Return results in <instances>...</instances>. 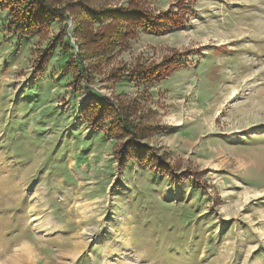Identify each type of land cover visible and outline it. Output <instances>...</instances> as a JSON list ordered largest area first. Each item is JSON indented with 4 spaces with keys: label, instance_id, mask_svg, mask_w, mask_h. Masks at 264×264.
<instances>
[{
    "label": "rangeland",
    "instance_id": "1",
    "mask_svg": "<svg viewBox=\"0 0 264 264\" xmlns=\"http://www.w3.org/2000/svg\"><path fill=\"white\" fill-rule=\"evenodd\" d=\"M69 3L127 33L79 58L75 10L24 35L0 3V264H264V0Z\"/></svg>",
    "mask_w": 264,
    "mask_h": 264
},
{
    "label": "trees",
    "instance_id": "2",
    "mask_svg": "<svg viewBox=\"0 0 264 264\" xmlns=\"http://www.w3.org/2000/svg\"><path fill=\"white\" fill-rule=\"evenodd\" d=\"M56 0H0V3L8 9L11 20L9 22V29L15 30L19 34L29 35L32 33L33 30L44 28L48 25L49 18H54L57 21H62L66 18V13L69 11H76L77 14L80 15V21L77 23V31L80 35L81 41L78 44L79 47V58L84 57L88 54V57H92L95 54H102L106 49H110L112 45L118 43L122 37L127 33L124 28L123 20L125 21L126 14L129 12H117L118 14H112L111 15V22L109 21L107 24H105L104 28L97 31H92L88 29V23L86 21L87 15H89L90 20H94L98 23L101 22L103 14L106 12L109 13L110 10H106L105 12L98 11L94 12L92 9L89 11L84 9L88 7L85 4L80 5L77 8L71 7L70 3L67 5H64L62 7H57L55 5ZM84 10V11H82ZM190 11H192V8H190ZM87 13V14H86ZM141 11H136L133 16L131 17H137L136 19L138 21H141V26L144 30H153L155 32H163L166 29L163 28L165 25L166 27H175L179 23H181V20H178V16L172 18V14L163 13L161 15H157L154 19H143L139 14ZM97 14V15H95ZM99 14V15H98ZM104 14V15H105ZM102 15V16H101ZM101 16V17H100ZM115 16H120L119 20H115ZM162 16V17H160ZM171 17V18H170ZM114 18V19H113ZM135 19V18H134ZM115 20L116 23H113L112 21ZM175 22V23H174ZM65 48L67 47L64 45ZM75 52L71 54L72 60L71 62H74L75 66H79L81 69V60L75 56ZM181 59H183L182 54H175V56L171 57L170 59L167 58L166 61L168 63H164L161 67L164 68V71H166L164 74L171 72L172 70L179 68L181 66ZM177 64H179L177 66ZM163 74V75H164ZM135 75H140V73H135ZM160 68L156 70L155 73L150 75L151 78L153 77H163ZM125 76V75H124ZM130 75L126 76L129 77ZM97 102H100L102 104H109L106 102V97L101 96L95 98ZM128 104H122L119 106V104H114L113 109L116 114H118L119 118L118 121L120 122L119 127L121 129H126L127 127H130V117L134 116V119L136 121L138 117L136 114L139 112L138 102L136 100H130ZM112 105V104H109ZM97 104L93 106H88V108L91 110L90 112L94 113L95 108ZM88 109V110H89ZM97 110H100V106H97ZM136 112V113H135ZM95 114H98L95 112ZM129 121V122H128ZM136 123V122H135ZM133 127L135 128V125L133 122H131ZM147 127L144 126L142 130L146 129ZM139 148V146H137ZM138 157V156H137ZM130 158L128 155H126L123 160L126 162ZM139 158V157H138ZM140 162L141 159H138ZM145 161V160H143ZM123 162V161H122ZM121 163V162H120ZM142 163V162H141ZM168 171V170H167ZM162 172V170H161Z\"/></svg>",
    "mask_w": 264,
    "mask_h": 264
}]
</instances>
